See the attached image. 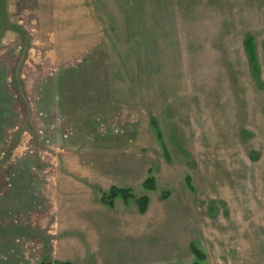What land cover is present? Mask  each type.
Masks as SVG:
<instances>
[{"label": "rangeland", "instance_id": "obj_1", "mask_svg": "<svg viewBox=\"0 0 264 264\" xmlns=\"http://www.w3.org/2000/svg\"><path fill=\"white\" fill-rule=\"evenodd\" d=\"M190 242L264 264V0H0V264H194Z\"/></svg>", "mask_w": 264, "mask_h": 264}, {"label": "trees", "instance_id": "obj_2", "mask_svg": "<svg viewBox=\"0 0 264 264\" xmlns=\"http://www.w3.org/2000/svg\"><path fill=\"white\" fill-rule=\"evenodd\" d=\"M150 172V170H149ZM185 183L189 188H193L190 184V178L188 175L185 176ZM142 186L148 190H154L156 187L155 177L152 175H148L142 182ZM168 192V191H167ZM166 191L162 193V197L166 198L168 193ZM99 200L102 204L113 207L114 199L116 197H121L125 203H128L129 198H135L136 203L138 205V209L141 213L145 212L149 203V197L147 195H141L139 197H135L132 193V189L130 187H121L116 185H111L108 190L99 189ZM189 249L196 257L194 264H201V260L205 257V254L193 243H189ZM58 264H74L71 261H57ZM39 264H50V261L40 262Z\"/></svg>", "mask_w": 264, "mask_h": 264}, {"label": "crops", "instance_id": "obj_3", "mask_svg": "<svg viewBox=\"0 0 264 264\" xmlns=\"http://www.w3.org/2000/svg\"><path fill=\"white\" fill-rule=\"evenodd\" d=\"M139 264V263H138Z\"/></svg>", "mask_w": 264, "mask_h": 264}]
</instances>
